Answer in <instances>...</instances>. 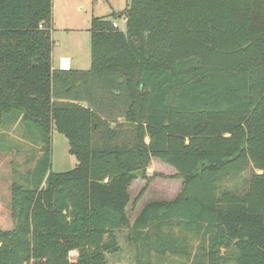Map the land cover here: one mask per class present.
I'll return each instance as SVG.
<instances>
[{
  "label": "trees",
  "instance_id": "trees-1",
  "mask_svg": "<svg viewBox=\"0 0 264 264\" xmlns=\"http://www.w3.org/2000/svg\"><path fill=\"white\" fill-rule=\"evenodd\" d=\"M125 4L91 19L89 67L60 70L52 0H0V150L33 152L0 264H107L124 247L134 264H264V0ZM53 132L67 172L50 169ZM152 159L181 189L130 223ZM247 169L241 191L222 186Z\"/></svg>",
  "mask_w": 264,
  "mask_h": 264
},
{
  "label": "rangeland",
  "instance_id": "rangeland-1",
  "mask_svg": "<svg viewBox=\"0 0 264 264\" xmlns=\"http://www.w3.org/2000/svg\"><path fill=\"white\" fill-rule=\"evenodd\" d=\"M126 0H52V54L55 62L61 58H69L73 69H87L90 64L89 29L92 18L106 17L112 11L121 12L126 7ZM121 31H125L124 19L115 21ZM16 129V128H15ZM11 137L21 141L22 135L18 130L10 131ZM6 143V142H5ZM25 143V144H24ZM15 144V142H14ZM5 146L0 143V147ZM29 145L24 150L15 154L6 150H0V229L10 227L9 206L11 200V185L16 181L24 184L23 176L32 164L26 165V159L33 154ZM38 154V148H33ZM76 165V159L68 151L67 140L53 132L50 145V169L53 173H62L71 170ZM15 172V174H13ZM251 169L245 170L236 178H227L222 186L227 189L241 191L244 183L250 177ZM148 181V182H147ZM147 184L141 197L140 191ZM182 179L176 176V172L158 159H152L145 179L135 180L129 188L130 203L127 217L132 220L136 204L144 206L152 201H167L173 199L179 193ZM25 186V185H24ZM119 238V244L124 246V237ZM77 253L71 255V259ZM133 252L123 251L106 256L107 264L118 261L120 264H134Z\"/></svg>",
  "mask_w": 264,
  "mask_h": 264
},
{
  "label": "crops",
  "instance_id": "crops-1",
  "mask_svg": "<svg viewBox=\"0 0 264 264\" xmlns=\"http://www.w3.org/2000/svg\"><path fill=\"white\" fill-rule=\"evenodd\" d=\"M63 60H66L67 62H68V65H69V67H68V69H73L72 68V66H73V64H72V61L69 59V58H61L60 59V61L58 62H55V57H54V55L52 54V66L54 67V68H56V69H60V70H63L62 68H61V65H60V62L61 61H63ZM89 67V66H88ZM67 69V70H68ZM78 70V69H77ZM80 70H86V69H80ZM176 196H177V194H176ZM175 196V197H176ZM175 197L173 198V199H171V200H167V201H172V200H174L175 199ZM143 208V206L142 207H138L137 206V204H136V207H135V209H134V216H133V218H132V220H129V222L130 223H132L133 221H134V219L136 218V216L139 214V212L141 211V209ZM127 210H128V207H127V209H126V213H127ZM129 219V218H128ZM126 247H124V248H122V251L125 249ZM128 248V247H127ZM131 250H128V252H130ZM74 253H76L75 251H74ZM133 257V256H132ZM112 264H120L118 261H115V262H113Z\"/></svg>",
  "mask_w": 264,
  "mask_h": 264
},
{
  "label": "built area",
  "instance_id": "built-area-1",
  "mask_svg": "<svg viewBox=\"0 0 264 264\" xmlns=\"http://www.w3.org/2000/svg\"><path fill=\"white\" fill-rule=\"evenodd\" d=\"M60 65H61V68H62L63 70H67L68 67H69L68 62H67L66 60L61 61V62H60ZM71 255H72V254H71Z\"/></svg>",
  "mask_w": 264,
  "mask_h": 264
},
{
  "label": "water",
  "instance_id": "water-1",
  "mask_svg": "<svg viewBox=\"0 0 264 264\" xmlns=\"http://www.w3.org/2000/svg\"><path fill=\"white\" fill-rule=\"evenodd\" d=\"M71 254H74V252H71Z\"/></svg>",
  "mask_w": 264,
  "mask_h": 264
}]
</instances>
